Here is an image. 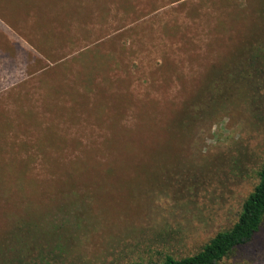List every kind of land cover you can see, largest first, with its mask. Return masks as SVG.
Wrapping results in <instances>:
<instances>
[{
  "label": "rangeland",
  "instance_id": "1",
  "mask_svg": "<svg viewBox=\"0 0 264 264\" xmlns=\"http://www.w3.org/2000/svg\"><path fill=\"white\" fill-rule=\"evenodd\" d=\"M0 125V264L193 254L264 159V0H0Z\"/></svg>",
  "mask_w": 264,
  "mask_h": 264
},
{
  "label": "trees",
  "instance_id": "2",
  "mask_svg": "<svg viewBox=\"0 0 264 264\" xmlns=\"http://www.w3.org/2000/svg\"><path fill=\"white\" fill-rule=\"evenodd\" d=\"M102 58H97V60L101 61ZM95 71H100V69L96 67L90 70L88 66L86 70L76 74V79L83 80V82L80 83L86 84L84 79L90 78L91 76L94 77L93 72L95 73ZM255 73H258V71ZM125 135L126 133H123L122 136L125 137ZM127 142L134 143L135 141L134 139L122 140V143ZM122 155L123 154L120 156ZM88 162H90V160H88ZM93 164L95 163L90 162L89 166H93ZM2 169L3 168H0L1 176L3 175ZM255 176L256 182L242 200L236 218L228 228L215 232L200 249L193 254L182 257H173L167 254L160 263L156 264H219L223 259L227 258L234 249L249 243L264 220V159L262 164L255 171ZM131 264L140 263L134 262Z\"/></svg>",
  "mask_w": 264,
  "mask_h": 264
}]
</instances>
